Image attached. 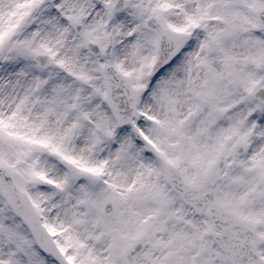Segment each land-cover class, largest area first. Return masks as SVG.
Listing matches in <instances>:
<instances>
[{"label": "snow or ice", "instance_id": "6c2138e0", "mask_svg": "<svg viewBox=\"0 0 264 264\" xmlns=\"http://www.w3.org/2000/svg\"><path fill=\"white\" fill-rule=\"evenodd\" d=\"M0 264H264V0H0Z\"/></svg>", "mask_w": 264, "mask_h": 264}]
</instances>
